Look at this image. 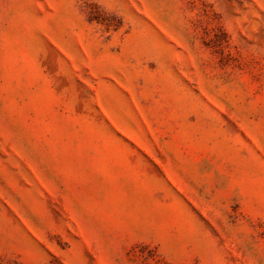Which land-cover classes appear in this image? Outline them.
I'll list each match as a JSON object with an SVG mask.
<instances>
[{"label": "rangeland", "instance_id": "1", "mask_svg": "<svg viewBox=\"0 0 264 264\" xmlns=\"http://www.w3.org/2000/svg\"><path fill=\"white\" fill-rule=\"evenodd\" d=\"M0 264H264V0H0Z\"/></svg>", "mask_w": 264, "mask_h": 264}]
</instances>
